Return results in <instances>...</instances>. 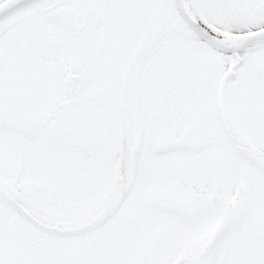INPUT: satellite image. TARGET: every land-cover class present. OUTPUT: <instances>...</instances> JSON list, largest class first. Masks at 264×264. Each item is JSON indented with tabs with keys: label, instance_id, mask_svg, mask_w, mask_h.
Segmentation results:
<instances>
[{
	"label": "snow or ice",
	"instance_id": "obj_1",
	"mask_svg": "<svg viewBox=\"0 0 264 264\" xmlns=\"http://www.w3.org/2000/svg\"><path fill=\"white\" fill-rule=\"evenodd\" d=\"M0 264H264V0H0Z\"/></svg>",
	"mask_w": 264,
	"mask_h": 264
}]
</instances>
